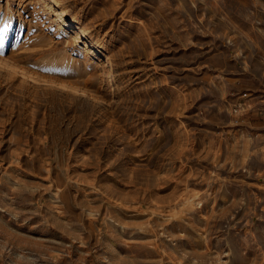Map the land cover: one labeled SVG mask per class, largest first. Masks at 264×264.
Instances as JSON below:
<instances>
[{"label": "rangeland", "instance_id": "374dc122", "mask_svg": "<svg viewBox=\"0 0 264 264\" xmlns=\"http://www.w3.org/2000/svg\"><path fill=\"white\" fill-rule=\"evenodd\" d=\"M0 34V264H264V0H0Z\"/></svg>", "mask_w": 264, "mask_h": 264}, {"label": "bare ground", "instance_id": "6f19581e", "mask_svg": "<svg viewBox=\"0 0 264 264\" xmlns=\"http://www.w3.org/2000/svg\"><path fill=\"white\" fill-rule=\"evenodd\" d=\"M33 25H34V23H33ZM33 28L34 27L32 26L31 29H33ZM41 32L42 31H41L40 28L39 29L35 28L34 30L30 31V33L27 36L24 37L23 41L20 43L21 45L19 44L20 45L18 47L19 50L16 48L18 51H17V55H15V56H17L18 59L19 58H21V59L23 58L24 59L26 56H29L30 54H32V52H33L32 45L35 43L36 40H38L37 38H39V36H41ZM24 80H25V78H24ZM26 80H29V77ZM24 83L26 84V82H24ZM22 85H24V84L22 83Z\"/></svg>", "mask_w": 264, "mask_h": 264}, {"label": "snow or ice", "instance_id": "6c2138e0", "mask_svg": "<svg viewBox=\"0 0 264 264\" xmlns=\"http://www.w3.org/2000/svg\"><path fill=\"white\" fill-rule=\"evenodd\" d=\"M7 29L5 28L4 31H6ZM2 42H3V36L2 34H0V46H2Z\"/></svg>", "mask_w": 264, "mask_h": 264}]
</instances>
